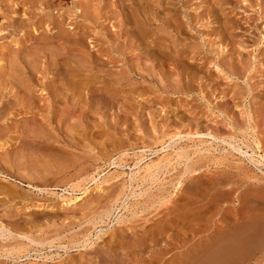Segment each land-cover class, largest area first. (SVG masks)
<instances>
[{
	"label": "rangeland",
	"instance_id": "obj_1",
	"mask_svg": "<svg viewBox=\"0 0 264 264\" xmlns=\"http://www.w3.org/2000/svg\"><path fill=\"white\" fill-rule=\"evenodd\" d=\"M243 224L223 264H264V0H0V264H202Z\"/></svg>",
	"mask_w": 264,
	"mask_h": 264
},
{
	"label": "bare ground",
	"instance_id": "obj_2",
	"mask_svg": "<svg viewBox=\"0 0 264 264\" xmlns=\"http://www.w3.org/2000/svg\"><path fill=\"white\" fill-rule=\"evenodd\" d=\"M77 9V8H76ZM75 9V10H76ZM225 66V65H224ZM219 136V135H218ZM179 137V136H178ZM181 138V136H180ZM163 145V144H162ZM169 146V145H168ZM256 148L263 154L262 152V147L259 142H256ZM170 147V146H169ZM168 148V147H165ZM158 151V150H157ZM167 151V150H164ZM258 151V153H259ZM160 152V151H159ZM153 153V152H152ZM181 154V153H180ZM176 155H178L176 153ZM183 155V154H182ZM180 159L183 158V156L179 155ZM146 156H140L138 161L135 163V165H137V169L136 173L133 174L137 175L140 174V171H142V173H144V177L146 179V177L148 179H154V177H156L157 172H153V170L158 169V167L160 166V164H163L165 162V159L161 158L159 159L158 162H153V161H147L145 162L144 159ZM182 157V158H181ZM262 157V156H261ZM178 158V157H177ZM186 158V157H185ZM169 159V158H168ZM167 159V160H168ZM148 160V159H147ZM166 160V161H167ZM157 161V160H156ZM163 161V163H161ZM177 161V160H176ZM180 161V160H179ZM170 162V161H169ZM172 162H170L171 164ZM143 164V166H142ZM169 164V165H170ZM119 165V164H118ZM141 165V166H140ZM168 165V164H167ZM121 166V165H120ZM165 166V165H164ZM163 167V166H161ZM160 167V168H161ZM136 168V167H135ZM134 168V169H135ZM162 173V172H161ZM132 176V174H131ZM142 176V175H140ZM135 177V176H134ZM143 177V178H144ZM158 178V176L156 177ZM155 178V179H156ZM133 179V178H132ZM140 179V178H139ZM154 179V181H155ZM94 180V179H93ZM99 180V179H98ZM134 180V179H133ZM141 180V179H140ZM142 181V180H141ZM152 181V180H151ZM93 182V181H92ZM96 182V181H95ZM147 182V181H145ZM143 182V183H145ZM97 183V182H96ZM153 184V182H152ZM181 183H177L176 187H175V191L177 192L178 188L180 187ZM259 187V186H258ZM89 187H83L80 191V195H85L88 193ZM81 197V196H80ZM80 197H75V198H69L68 200H66L65 205L69 206L71 204H73L74 202H76L78 199H81ZM250 198V197H249ZM215 202V201H212ZM246 207V206H245ZM207 209V208H206ZM208 210V209H207ZM241 213V212H240ZM205 216V215H204ZM247 219V217L245 218ZM251 219V218H250ZM232 225V224H231ZM244 228H240V230L238 231L237 228V232L233 233L232 235H225V239H223L222 241L218 242L215 246H213L212 248L208 247V251L209 252L207 255H205V259L203 257V262L202 264H223L226 263L228 261H230L232 258L235 257H240L242 255H244L246 252H248V250H250L251 248H253V246H255V242L257 241L255 238L258 237L259 233H261L260 235H262V232H259L257 229V231H255V227L253 225H250L245 227V225L243 224ZM259 226V225H258ZM241 227V226H240ZM214 229V228H213ZM260 229V228H258ZM263 231V230H262ZM258 232V234H256ZM255 233V235H254ZM259 235V236H260ZM219 238V237H218ZM223 238V237H221ZM219 238V239H221ZM197 244V243H196ZM198 258V257H197ZM202 260V257L201 259ZM196 261V260H195Z\"/></svg>",
	"mask_w": 264,
	"mask_h": 264
}]
</instances>
